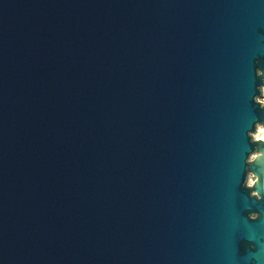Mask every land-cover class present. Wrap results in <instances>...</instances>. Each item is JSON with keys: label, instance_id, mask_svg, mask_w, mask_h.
<instances>
[{"label": "water", "instance_id": "1", "mask_svg": "<svg viewBox=\"0 0 264 264\" xmlns=\"http://www.w3.org/2000/svg\"><path fill=\"white\" fill-rule=\"evenodd\" d=\"M263 87L264 0H0V264H264Z\"/></svg>", "mask_w": 264, "mask_h": 264}, {"label": "rangeland", "instance_id": "2", "mask_svg": "<svg viewBox=\"0 0 264 264\" xmlns=\"http://www.w3.org/2000/svg\"><path fill=\"white\" fill-rule=\"evenodd\" d=\"M259 99L264 102V87H263V94L261 96H259ZM259 131H260V128H257L256 132L253 133L254 138H257L258 137V135L260 133ZM250 158H253V155H251ZM253 179H254V176L250 172L249 173V178H248V184H251L252 181H253Z\"/></svg>", "mask_w": 264, "mask_h": 264}, {"label": "bare ground", "instance_id": "3", "mask_svg": "<svg viewBox=\"0 0 264 264\" xmlns=\"http://www.w3.org/2000/svg\"><path fill=\"white\" fill-rule=\"evenodd\" d=\"M258 128H260V131H259L260 133L257 138L264 139V127L262 125H259Z\"/></svg>", "mask_w": 264, "mask_h": 264}]
</instances>
